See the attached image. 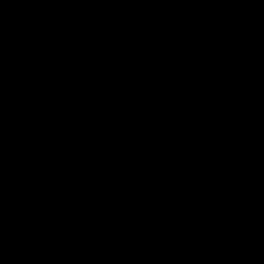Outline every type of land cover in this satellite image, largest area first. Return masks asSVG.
Returning <instances> with one entry per match:
<instances>
[{"label":"trees","instance_id":"obj_1","mask_svg":"<svg viewBox=\"0 0 264 264\" xmlns=\"http://www.w3.org/2000/svg\"><path fill=\"white\" fill-rule=\"evenodd\" d=\"M0 264H264V0H0Z\"/></svg>","mask_w":264,"mask_h":264}]
</instances>
